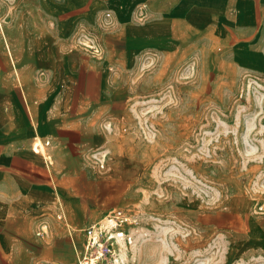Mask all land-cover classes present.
I'll list each match as a JSON object with an SVG mask.
<instances>
[{
	"label": "crops",
	"instance_id": "0c3cea01",
	"mask_svg": "<svg viewBox=\"0 0 264 264\" xmlns=\"http://www.w3.org/2000/svg\"><path fill=\"white\" fill-rule=\"evenodd\" d=\"M216 46L227 65L264 77V0L0 4V264L61 261L71 233L57 216L88 224L106 181L94 158L125 117L138 64ZM262 224L227 235L255 248Z\"/></svg>",
	"mask_w": 264,
	"mask_h": 264
},
{
	"label": "rangeland",
	"instance_id": "374dc122",
	"mask_svg": "<svg viewBox=\"0 0 264 264\" xmlns=\"http://www.w3.org/2000/svg\"><path fill=\"white\" fill-rule=\"evenodd\" d=\"M215 52L138 64L125 117L109 125L108 146L94 158L106 181L88 206L92 218L81 228L67 214L57 219L70 242L61 261L43 262L78 264L84 228L121 210L131 243H120L119 264H264L262 241L246 249L227 235L264 225V77Z\"/></svg>",
	"mask_w": 264,
	"mask_h": 264
},
{
	"label": "built area",
	"instance_id": "2783aa9c",
	"mask_svg": "<svg viewBox=\"0 0 264 264\" xmlns=\"http://www.w3.org/2000/svg\"><path fill=\"white\" fill-rule=\"evenodd\" d=\"M36 147L40 144L37 143ZM260 210L264 212V205ZM62 218V215L57 216L58 220ZM126 223H130V217L121 210H113L103 220L84 228L85 243L78 264H119L120 243H131V238L122 230Z\"/></svg>",
	"mask_w": 264,
	"mask_h": 264
},
{
	"label": "bare ground",
	"instance_id": "6f19581e",
	"mask_svg": "<svg viewBox=\"0 0 264 264\" xmlns=\"http://www.w3.org/2000/svg\"><path fill=\"white\" fill-rule=\"evenodd\" d=\"M3 31V30H2ZM5 37V36H4ZM11 50V49H10ZM9 52H11V51H9ZM12 54V53H11ZM12 58H13V56H12ZM36 61V60H35ZM15 64V63H14ZM18 71V70H17ZM18 73V72H17Z\"/></svg>",
	"mask_w": 264,
	"mask_h": 264
}]
</instances>
